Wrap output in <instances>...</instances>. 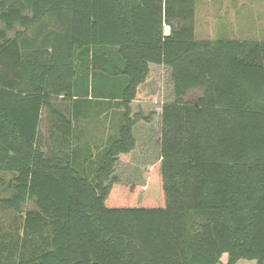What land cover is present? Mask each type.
I'll list each match as a JSON object with an SVG mask.
<instances>
[{
    "label": "trees",
    "instance_id": "1",
    "mask_svg": "<svg viewBox=\"0 0 264 264\" xmlns=\"http://www.w3.org/2000/svg\"><path fill=\"white\" fill-rule=\"evenodd\" d=\"M194 4L0 0V264H264V39H196ZM157 88L159 161L123 182ZM111 104L90 152L75 125Z\"/></svg>",
    "mask_w": 264,
    "mask_h": 264
},
{
    "label": "rangeland",
    "instance_id": "2",
    "mask_svg": "<svg viewBox=\"0 0 264 264\" xmlns=\"http://www.w3.org/2000/svg\"><path fill=\"white\" fill-rule=\"evenodd\" d=\"M194 9L196 39H264V0H195ZM165 32H168L167 26H165ZM152 68L157 73L158 86H160L161 69L158 65H152ZM198 93L196 91L189 97H195ZM161 103L160 88L151 91L146 100H133L130 103V117L135 119L132 128L135 147L130 159H116L113 170V175H116L123 182L145 185L152 167L159 161ZM105 107H108L112 114L111 130L108 133L113 135L117 132L119 125L117 114L120 108L114 104L105 105ZM41 128L45 138L44 124ZM107 140H101L97 147H104ZM95 148H90V152H95ZM98 151L99 149L96 150V153ZM96 153L93 160L97 159ZM12 177V173L0 172V197L11 194L8 183L11 182ZM32 206L33 204L29 203V207ZM227 260V254H223L217 264H226ZM236 264H256V261L241 259Z\"/></svg>",
    "mask_w": 264,
    "mask_h": 264
},
{
    "label": "crops",
    "instance_id": "3",
    "mask_svg": "<svg viewBox=\"0 0 264 264\" xmlns=\"http://www.w3.org/2000/svg\"><path fill=\"white\" fill-rule=\"evenodd\" d=\"M106 113H110L109 116H106ZM101 116L104 117L101 119ZM112 120V114L109 109L98 113L96 116L79 118L74 128V133L77 134V141L82 145L86 143V146L91 148L97 147L101 140L105 141L112 136V133H108L111 130Z\"/></svg>",
    "mask_w": 264,
    "mask_h": 264
}]
</instances>
